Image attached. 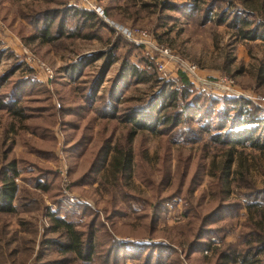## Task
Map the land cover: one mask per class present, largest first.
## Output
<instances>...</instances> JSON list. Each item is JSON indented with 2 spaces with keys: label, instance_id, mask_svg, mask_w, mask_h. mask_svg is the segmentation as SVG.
I'll return each instance as SVG.
<instances>
[{
  "label": "rangeland",
  "instance_id": "1",
  "mask_svg": "<svg viewBox=\"0 0 264 264\" xmlns=\"http://www.w3.org/2000/svg\"><path fill=\"white\" fill-rule=\"evenodd\" d=\"M162 1L90 0L86 7L84 0H0V178L11 163L17 170L15 211L0 214V264H102L108 253L109 264H145L143 256L135 260L140 252L152 264H220L215 249L238 244L249 218L264 229L260 214L244 208L248 202L264 208V149L232 147L222 183L211 168L221 166L228 146L210 134L224 138L233 130L236 137L241 128L199 129L217 124L213 110L234 107L213 105L212 98H240L259 111L244 110L264 120V41L242 40L229 22L245 17L243 5L255 10L257 0L234 1L237 7L216 2L212 14L223 9L228 17L222 25L204 21L202 11H158L154 6ZM70 6L93 12L97 21L61 16ZM50 26L54 40L45 43L39 34ZM118 26L146 31L152 44L170 50L165 76L155 66L162 59L158 51L136 43V36L128 39ZM181 62L194 64L197 77ZM180 74L191 87L181 84ZM192 97L200 113L195 120L186 115L177 128L159 125L163 131L155 135L129 122L132 109L154 115L146 105L151 101L159 116H171ZM251 133L264 139V124ZM125 152L130 173L113 174L115 158ZM53 218L72 222L85 242L94 234L91 261L61 253L66 241ZM112 240L142 247L110 250ZM130 254L137 255L124 259Z\"/></svg>",
  "mask_w": 264,
  "mask_h": 264
},
{
  "label": "trees",
  "instance_id": "2",
  "mask_svg": "<svg viewBox=\"0 0 264 264\" xmlns=\"http://www.w3.org/2000/svg\"><path fill=\"white\" fill-rule=\"evenodd\" d=\"M219 0H209L207 5L204 7V0H193V3L191 6H188L187 4H175L172 3L169 0H165L159 3V6H154L158 7L162 11H173V12H179V11H190V12H198L202 11L203 12V17L202 19L204 21H215L216 24L222 25L224 24L227 20L228 17L225 16V11L223 12V9H221L217 14L213 15L212 11L215 8ZM233 2V6L237 7V5H234V1H240V4L243 5L244 0H231ZM220 2V1H219ZM199 3H202L200 5ZM243 13L245 14V17H238L234 16L232 17L230 21H232V26L236 29V31L239 34V37L242 40H249V41H255V40H262L264 41V0H257V8L252 11H249L248 8L244 7L242 9ZM61 16L64 15V17H67L69 15H73L74 17L81 18L84 22L88 21L91 24L95 23L97 21V17L95 14L91 11L84 10V9H79L76 7H67L63 11H61ZM53 18L59 17V14L52 16ZM50 27L42 28L40 31L39 37L42 39L45 43H50L54 39L50 35ZM180 82L181 84L187 88L191 87L190 84L188 83L187 79L183 74H180ZM97 83L95 84V86ZM176 93V92H175ZM182 94H185V92H182ZM175 97V94L174 96ZM199 101L198 97H192L191 100L186 104H184V107L181 111H178L175 115H160L156 111L157 106H155V102H150L149 104L147 103V107L152 111H154V115H151L149 117H145L143 113H135L137 110L132 109L131 115L129 114L128 117L132 118L129 122H132V125L134 128H138L141 130H149L152 134H161L163 130L157 129L159 125H161L163 128L164 127H170V128H177L179 124L181 123V120L183 117L186 115H189L191 119L195 120L197 119V116L199 115V110L198 105L192 104L195 101ZM213 105L215 104H221L225 103L227 105H233V108L230 109H218V110H213L216 111L217 114V124L214 125L210 122H208L206 125L200 124L199 129L203 133L208 132L206 128H214V127H219L220 130L224 129H233V125L235 123L239 124V127L243 130L238 131V135L232 136L234 133L233 130H230L228 133H224L223 137H221L220 133L215 134H210V138L213 142H216L218 144H223L227 145L228 147L225 148L224 150V160L221 164L220 167L216 168L213 167L211 168V175L213 177H216L218 175V178L222 183L225 181L228 177L229 170L228 166L230 162L232 161V150L234 146L236 145H244V143H249L253 148L262 150L264 149V139L259 138L260 136L254 135V133H251V127L254 126L255 124L262 125L264 124V120L262 119H256L255 117L257 116L256 114H253L254 110L255 113H257L259 110L253 106L250 105V103H247L246 101L240 99V98H230V99H209ZM244 105L246 106H252L254 110L246 109L244 110ZM1 106V104H0ZM162 108V107H161ZM192 111H190V109ZM214 109V108H212ZM19 110V109H18ZM16 110L13 111L15 115L20 117V112ZM163 110V108H162ZM193 112V113H190ZM150 113V112H149ZM215 113V112H214ZM151 114V113H150ZM139 115V116H137ZM209 115V114H208ZM210 116V115H209ZM246 117L247 119H244ZM129 119V118H127ZM249 125V128L247 126ZM208 126V127H207ZM233 127V128H232ZM246 129L250 130L246 131ZM232 131V132H231ZM135 133V129L131 130L129 133V136ZM102 157H99V163L101 164L104 160H106V155L109 152V147L108 145L103 147V150L101 151ZM98 160V159H97ZM131 155L128 152L123 153V155L120 154L119 158H115V170L113 174L117 173H123V174H129L131 170ZM17 174L16 167L14 166L13 163L5 167V173L1 175L0 178V214H13L15 211L14 208V199L16 196V185L13 180V176ZM13 175V176H12ZM239 176V181L241 183H244L246 180V177H244V173L239 171L238 173ZM128 176V175H127ZM129 177V176H128ZM258 203V204H257ZM260 202H248L244 208L248 210L249 212L253 210V214H260V217L264 220V208L262 206H259ZM256 204V205H255ZM260 207V208H258ZM140 219V217H137ZM142 218V216H141ZM153 221V217L151 218ZM246 226V232L241 234L238 238V244H226L223 248V250L215 249V255L219 259L220 264H264V258L259 259L260 256H264V229L258 224V222L253 221L251 218H249ZM52 225L54 229H59L61 230V236L64 237L66 244L61 245V253H66L70 252L72 253L75 257L79 258L80 260H84V262H89L92 259V255L94 254L95 251V244H94V234L91 233L89 235L88 239L86 242L84 241L83 238V233L81 231H78L75 229V225L64 219H52ZM114 242V246L109 247L108 249L111 250V248L114 247H120L124 248L126 246H137V251L140 252L141 245H137L129 240L126 241H116L112 240ZM198 247L204 246V242L202 244H197ZM149 247V246H147ZM147 247H144V252ZM209 247V246H208ZM207 247V248H208ZM189 249H191V246H189ZM206 251V249H205ZM109 252V251H108ZM217 252V253H216ZM126 252H120V254H124ZM111 253L107 254V258L105 261L102 262V264H109L110 262V255ZM113 254V253H112ZM119 254V255H120ZM138 254V253H137ZM136 254V255H137ZM148 254V253H147ZM145 255L140 252L139 256L136 257L135 260L140 259L142 256L144 257V262L145 264H152V257L149 258V254ZM109 255V257H108ZM114 255V254H113ZM136 255H133L134 257ZM130 256H127L124 259H131L134 258ZM216 258V259H217ZM154 264H157L154 262Z\"/></svg>",
  "mask_w": 264,
  "mask_h": 264
},
{
  "label": "built area",
  "instance_id": "3",
  "mask_svg": "<svg viewBox=\"0 0 264 264\" xmlns=\"http://www.w3.org/2000/svg\"><path fill=\"white\" fill-rule=\"evenodd\" d=\"M86 2V7H89L90 4V0H84ZM93 10L95 11V13L99 14V15H103V11L100 7L97 6H92ZM117 26V25H116ZM118 28L120 29L121 32L124 33V35L133 41H137L135 39V36L138 38V42L136 43H141L144 44L146 46H152L153 49H156L159 53V55L161 56L162 59H160V62H156L155 66L158 68L159 72H163L164 76H165V62L167 59H170V50H168L167 48H163V47H158L154 44H152L149 40V35L146 31L143 30H137V31H131V30H127L122 28L121 26H118ZM181 66L184 67L185 72L188 74V76L191 77H197V68L194 64H190L187 62H181ZM197 79V78H196ZM198 81H200V79H197ZM201 82V81H200ZM204 83V82H203ZM202 83V84H203ZM224 83L229 84L230 82L225 81ZM211 85V84H209ZM221 84H219L218 87H220ZM222 88L225 91L230 92L231 91V86L230 85H222ZM207 253V252H206Z\"/></svg>",
  "mask_w": 264,
  "mask_h": 264
}]
</instances>
